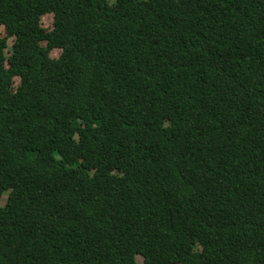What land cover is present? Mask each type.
Listing matches in <instances>:
<instances>
[{
    "label": "trees",
    "instance_id": "1",
    "mask_svg": "<svg viewBox=\"0 0 264 264\" xmlns=\"http://www.w3.org/2000/svg\"><path fill=\"white\" fill-rule=\"evenodd\" d=\"M0 28V264H264V0H0Z\"/></svg>",
    "mask_w": 264,
    "mask_h": 264
},
{
    "label": "rangeland",
    "instance_id": "2",
    "mask_svg": "<svg viewBox=\"0 0 264 264\" xmlns=\"http://www.w3.org/2000/svg\"><path fill=\"white\" fill-rule=\"evenodd\" d=\"M114 0H110V2H113ZM42 25L44 27H48L50 24H52V18H51V15H47L45 17L42 18ZM1 31L3 32V29L0 28V33ZM4 33V32H3ZM12 46V39H10L9 41V48ZM56 54H58L56 52ZM8 193L9 192H6L1 198H0V206H4L6 204V200H7V197H8ZM137 261L138 262H142V257L140 256H137Z\"/></svg>",
    "mask_w": 264,
    "mask_h": 264
}]
</instances>
